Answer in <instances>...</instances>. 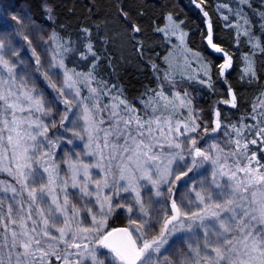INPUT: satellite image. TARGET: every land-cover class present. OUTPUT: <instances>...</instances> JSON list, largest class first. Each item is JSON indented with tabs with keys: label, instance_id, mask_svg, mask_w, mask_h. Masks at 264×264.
I'll return each instance as SVG.
<instances>
[{
	"label": "snow or ice",
	"instance_id": "snow-or-ice-1",
	"mask_svg": "<svg viewBox=\"0 0 264 264\" xmlns=\"http://www.w3.org/2000/svg\"><path fill=\"white\" fill-rule=\"evenodd\" d=\"M204 3L201 0L196 6L202 9ZM121 15L126 19V13ZM204 16L208 13L204 12ZM13 19L22 23L23 18ZM223 19L227 21L228 17ZM126 22L134 33L140 32L131 21L126 19ZM234 26L239 28V21ZM173 27L178 29L179 25L173 22ZM241 34L248 32L237 31V38ZM171 35L176 36V31ZM186 35L180 33L182 43ZM50 39H57L55 33ZM86 39L88 43L78 51L86 65H91L88 72H77L65 65L62 54L72 49L60 43L49 62V71L56 69L54 74L62 76L59 86L48 71L43 73L66 106L61 127L68 121L72 127L65 131L86 140L87 155L96 158L95 163L89 164L79 159L69 161L70 175L65 177L60 176L55 161L57 141L48 139L49 125L41 119L50 114L51 108L46 106L43 94L34 86L29 87L24 75H18V66L5 57L6 45L0 39V150L8 160V166H0V171H7L13 181L0 182L3 185L0 191L12 192L17 204L15 212L12 204L3 212V198H0V264H48L51 256L62 264H264V194L257 199L256 193L251 192L264 189V165L255 152H248L249 144L264 143V126H261L264 120L252 116L257 121L254 125H232L235 137L230 141V150L225 152L218 143L198 146L201 124L197 117L176 121L171 116L165 118L160 106L167 110L172 100L165 94L163 84L151 91L143 105L150 112L142 113L119 95H112L111 102L102 107L99 96H108L117 86L96 81L93 72L99 56L91 40L87 36ZM205 39L211 50L225 57L219 66L223 75L232 66V59L213 42L210 20ZM249 42L264 53L259 42ZM32 52L39 72L40 56L35 49ZM196 55L198 58L199 54ZM244 59V75L254 77L250 56L246 54ZM152 67L159 71L156 65ZM20 72L27 73V69L21 67ZM209 72L205 75L210 80ZM163 79L171 82L172 74L164 73ZM81 83L88 86L90 97L82 95ZM94 83L100 87L92 86ZM187 96L186 92L183 96L179 92L172 94L180 108L190 107ZM228 96L229 99L220 103L235 108L237 98L230 88ZM74 107L81 110L77 120L69 117V113L76 116ZM257 107L264 110V101L253 106L252 111L256 112ZM105 111L107 121L101 115ZM259 114L264 115V111ZM220 117V111L216 110L212 132L227 127L221 124ZM106 122L108 127H102ZM203 132L207 134L208 128ZM247 134L255 138L249 140ZM72 142L68 140L69 144ZM205 164L212 167L208 187L200 191L193 189L195 199L185 202L178 189L174 191L175 182ZM173 165L186 171L176 175ZM91 168L100 169L103 175L94 179ZM225 178V183H221ZM141 181H147L155 189L156 197L164 198L158 210L150 212V203L141 195ZM162 185H168L166 191L161 190ZM69 187L78 188L82 198L93 199L78 207L69 198ZM121 193L131 195V200L114 204ZM117 208H126L129 214L137 211L140 215L130 218L127 227L108 229L107 221ZM81 211L85 219L90 218L87 224L80 218ZM178 231L186 234L185 250L174 257L162 256L161 250L167 251L165 245H169L170 238ZM61 245L63 251L57 255Z\"/></svg>",
	"mask_w": 264,
	"mask_h": 264
},
{
	"label": "trees",
	"instance_id": "trees-1",
	"mask_svg": "<svg viewBox=\"0 0 264 264\" xmlns=\"http://www.w3.org/2000/svg\"><path fill=\"white\" fill-rule=\"evenodd\" d=\"M18 1L25 2L36 18L49 22L52 35L55 33L57 37L52 40L54 49L60 43L66 48L71 47L72 51L62 54L69 69L82 73L89 71L91 65H86L78 50L88 43L86 36L91 40L99 56L93 72L96 81L117 86L108 96H99L106 104L111 102L112 95H119L138 110V103L149 98L152 90L159 88L162 73L174 71L168 60L180 47L177 35H171L174 30L177 34H187L184 40L205 62L204 71L209 72L210 69L211 79L207 85L195 84L181 76L204 106L207 116L214 114L218 103L229 99L228 90L232 88L237 98L236 107L220 103L222 105L217 109L224 117L227 115L225 125L232 130V125L256 124L252 116L264 120V115L259 114L264 110L257 107L256 112L252 111L253 106L264 101V53L249 42H259L260 47L264 48V0H205L202 9L196 6L201 0ZM46 4L51 14L46 11ZM121 12L127 14V21L140 28L139 33L131 30ZM204 12L208 13L207 17ZM49 15L51 19H46ZM224 16L228 17L227 21L223 19ZM209 20L212 23L213 42L232 59V66L224 78L219 70L223 58L210 50L205 39ZM238 21L239 28L234 26ZM173 22L179 25L178 29L173 27ZM237 31H247L248 35L241 34L237 38ZM246 54L250 56L255 69V76L251 78L244 75ZM79 79L83 81V77ZM80 86L82 95L90 97L88 86L83 83ZM92 86L100 87L95 83ZM167 96L174 101L173 97ZM252 137L255 138L246 135L249 140ZM248 150L255 152L261 164H264V143L249 144ZM109 223L114 226L112 219Z\"/></svg>",
	"mask_w": 264,
	"mask_h": 264
},
{
	"label": "rangeland",
	"instance_id": "rangeland-1",
	"mask_svg": "<svg viewBox=\"0 0 264 264\" xmlns=\"http://www.w3.org/2000/svg\"><path fill=\"white\" fill-rule=\"evenodd\" d=\"M45 9L48 13L51 14V9L47 4L45 5ZM13 17L23 18L22 23H18L16 19ZM179 32L176 36L178 43L180 45L179 50L173 53V55L168 58L172 68L174 71L169 70L168 73H172L171 82L163 79L164 73L161 75V81L164 85L165 94L172 97L174 92H179L181 96L186 92L188 94L187 99L190 100V107L180 108L178 100H172V103L169 104L168 109L165 110L163 106H160V111L164 113L165 118L171 116L173 121L176 120H188L192 116L197 117V122L201 124L200 129V139L198 141V146L207 147L211 143H218L222 148H224L225 152L230 150V141L234 139L235 134L228 127H222L217 132H212L211 128L214 126V114L212 116H207L204 106L198 100L196 94L192 92L189 88V85L186 83L184 78H188L192 80L195 84L207 85L209 78L205 75V62L202 61V58L198 57V53L190 48L187 44V41L182 43L179 39ZM27 36L28 40H25L24 37ZM52 29L49 22L45 19L36 18L30 7L22 1L18 0H0V39H3L5 42V57L10 59L12 62L17 64V72L18 75H24L25 79L28 80L29 87H35L40 93L43 94L45 100L47 101V107L51 108V112L47 116H41V119L45 124L49 125V130L47 133L48 139L57 141L58 147L55 149V161L59 166L60 176L65 177L66 175H70L69 169V161L75 162L77 159L82 160L84 163H95L96 158L94 156L87 155L88 149L84 147L87 141H82L75 138L71 132H66L65 128L72 127V125L68 122H64V126L61 127L60 120L66 110V106L63 104V98L58 96V93L51 88L49 82L45 80L43 73L48 71L49 76H51L52 81L56 82L59 86V82L62 80V76L56 75L58 70L52 69L49 71V62L52 60V57L55 55L54 46L52 39ZM31 41V44H29ZM210 48V47H209ZM36 50V54L40 56V61L42 67H40V71L37 72V65L35 64V57L33 56L32 50ZM211 50V49H210ZM216 55L222 56V63H224L225 57L222 53H217L211 50ZM16 52L18 55L12 56L10 53ZM221 63V64H222ZM23 67L27 69V73L20 72V68ZM228 70V69H227ZM223 73V78L225 77V73ZM62 71V70H60ZM175 75H179L176 77ZM211 76V74L209 73ZM175 76V77H174ZM182 76V77H181ZM201 81H204L203 83ZM71 99V97H69ZM148 99H142L138 103V107L142 113L150 112V109H145L143 107L145 101ZM171 100V99H170ZM101 106L105 105V101L99 99ZM176 101V102H175ZM261 103V102H260ZM222 104L218 103L216 110L220 108ZM259 105V104H258ZM261 110V109H260ZM80 108L74 107V112L76 116H73L72 113H69V117L72 120H77L80 114ZM102 117L107 121L108 113L107 111L101 113ZM225 118L221 115V124L226 126L224 121ZM261 120V119H260ZM55 123V127L51 125ZM82 124V122H80ZM254 124V123H253ZM251 125V124H250ZM262 125V124H261ZM102 127L107 128V122L102 125ZM207 127L208 133L205 134L203 129ZM225 132L231 133L230 136H226ZM253 138V137H252ZM68 140H72L71 144L68 143ZM123 143V141H120ZM249 149V148H248ZM250 153V151L248 150ZM257 156V154H256ZM258 159V156H257ZM0 160H2V167L8 166V160L3 157V151L0 150ZM259 160V159H258ZM232 161H230L231 163ZM260 162V160H259ZM261 164V162H260ZM262 165H264L262 163ZM175 170V174L179 175L180 171H186V169H178L176 165H173ZM211 171L212 167L209 164H205L200 168L194 169L192 172L188 173L187 176L182 177L181 180L176 181L174 187V191L178 189L179 196L187 200L195 199V189L196 191H200L202 188L208 187L209 181L211 179ZM90 172L94 179L100 178L103 173L98 168H91ZM225 180H222L221 183H225ZM0 182L4 184L13 183L12 177L8 174L7 171H0ZM3 185L0 184V187ZM168 185H162L161 190L166 191ZM151 189V191H150ZM141 195L144 198L146 203H150V212L152 209H159L161 204L164 201L163 197H156L154 195L155 189L151 188V185L147 181H141L140 187ZM251 192L256 193V198L259 199L261 194H264V189L256 188L252 189ZM251 192L249 195L251 196ZM69 198L73 203H77L78 207H81L88 203L89 198H82L80 196L79 189H73L69 187L68 189ZM12 192H3L0 191V198H3V207L2 211H7L8 204L13 205L14 212L17 208L16 201L12 199ZM26 198V194H25ZM17 200L20 197L16 198ZM131 200V195L127 193H121V196L114 200V204L116 203H127ZM161 201V203H156V201ZM179 202V201H178ZM91 206V205H89ZM140 215L137 211H134L132 214H129L126 211V208H117L113 211L107 221V228L112 229L118 226L127 227L129 224V219H136L137 216ZM154 215V213H153ZM80 218L85 220L87 224L90 218L85 219V213L81 211ZM113 220V225L110 226L109 221ZM158 229V226H157ZM55 235V232H53ZM186 234L182 232H176L173 237L169 240V245H165L167 251L162 249V256H170L174 257L179 255L181 251L185 250L184 239H186ZM56 244L53 243V249H56ZM61 251H63V245L60 246V250L56 252L57 255H60ZM182 258V257H181ZM48 264H62L61 261L56 260L55 256H51L48 258Z\"/></svg>",
	"mask_w": 264,
	"mask_h": 264
},
{
	"label": "water",
	"instance_id": "water-1",
	"mask_svg": "<svg viewBox=\"0 0 264 264\" xmlns=\"http://www.w3.org/2000/svg\"><path fill=\"white\" fill-rule=\"evenodd\" d=\"M231 90L233 91V89L231 88ZM124 226H118V227H114V228H123Z\"/></svg>",
	"mask_w": 264,
	"mask_h": 264
}]
</instances>
